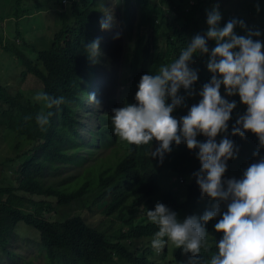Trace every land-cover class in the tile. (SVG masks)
Wrapping results in <instances>:
<instances>
[{
    "label": "trees",
    "instance_id": "trees-1",
    "mask_svg": "<svg viewBox=\"0 0 264 264\" xmlns=\"http://www.w3.org/2000/svg\"><path fill=\"white\" fill-rule=\"evenodd\" d=\"M21 2L13 1L14 18L28 11ZM69 3L56 16L60 26L52 37L24 42L28 30L20 32L16 28L4 44L0 38V49L11 55L5 76V70H0V74L4 79L10 75L12 80H18L15 93H11L8 82L0 79V106L4 107L0 108V142H8L14 153V158L0 163L2 171H11L0 177V263L3 256L14 261L13 244L18 231L24 228L37 234L26 242L38 250V256L46 264H189L190 254L174 245L168 244L159 252L151 247L158 228L148 221L147 210H154L159 202L175 211L178 220L182 218L180 221L204 215L195 175L201 169L199 149L189 150L185 142L179 146L173 143L162 162L153 159L150 152L159 147L158 143L137 147L121 141L114 134L112 110L135 103L144 74H153L160 65L171 63L195 35L207 32V13L214 6L219 7L220 27L232 19L242 20L248 29L259 30V39L264 42V0H70ZM109 3L116 10L127 46L125 80L121 78L126 74L119 72L117 79L114 69L119 43L110 46L96 63L89 60L85 50L87 44L100 37L98 15ZM241 31L247 34L239 26L235 29L237 35ZM16 36L24 41L15 44ZM162 40L164 45L160 47ZM208 47L211 52L215 41H208ZM12 56L16 62L11 61ZM193 60L190 67L197 71L198 79L187 99L188 91L181 89L178 93L184 98L183 105L173 112L178 120L199 103V92L212 77L207 68L209 54L195 55ZM29 76L39 82L41 91L63 96L66 103L47 109L34 101V92L20 90ZM101 84L99 110L93 112L86 108L87 94L94 93ZM120 84L125 86L123 91ZM228 101H235L236 108L225 135L238 151L237 158L227 162L225 181L237 178L236 172L246 160L250 162L247 147L258 149L259 156L253 158L254 162L264 158V148L259 146L255 135L250 132L243 138L231 135L236 120L245 111L238 95L228 96ZM41 111L53 113L44 128L36 122ZM90 119L94 122L85 125ZM221 139L218 135L216 142ZM197 140L204 143L207 137L200 134ZM113 149L100 156L104 150ZM145 174L152 177L151 188L141 176ZM177 178L185 183L177 186ZM74 205L86 208L91 215L100 214V221L93 224L87 222L85 215L65 214ZM140 206L144 207L141 211ZM224 211L226 208L204 225L207 232L213 230L214 234L209 235L210 250H202L197 258L201 264H206L217 251L215 243L222 234L215 231V224ZM138 213H144L145 218L139 219Z\"/></svg>",
    "mask_w": 264,
    "mask_h": 264
},
{
    "label": "clouds",
    "instance_id": "clouds-1",
    "mask_svg": "<svg viewBox=\"0 0 264 264\" xmlns=\"http://www.w3.org/2000/svg\"><path fill=\"white\" fill-rule=\"evenodd\" d=\"M61 3L65 5L67 0H61ZM220 21L217 5L207 13V32L195 35L171 63L160 65L153 74H144L138 84L135 103L114 108L111 123L114 134L129 145L139 147L157 142L159 147L151 150L150 155L161 162L165 154L171 152L173 143L179 146L185 142L189 150L199 149L197 158L201 169L195 175L205 213L200 218L189 216L180 221L182 218L178 220L175 211L158 202L154 210H147L148 221L158 228L151 240L154 250L159 252L171 244L184 254H190L189 264H201L197 259L201 257V251H209L212 247L209 231L204 225L220 216L226 208L215 224V231L222 234V238L215 243L217 251L206 264H264V158L257 162L252 159L250 163L251 157L247 153L250 162L246 160L236 172L237 178L225 181L227 162L235 158L238 149L227 136L216 142L219 134L227 133L228 122L236 108L235 101L229 102L222 96L223 86L227 96L238 95L247 109L236 120L231 135L243 138L250 132L264 148V42L259 39L260 31L248 29L242 20L232 19L223 27H220ZM238 26L247 34L237 35L235 29ZM97 30L100 37L85 47L93 63L122 37L117 14L109 9V5L98 15ZM210 40L215 41L211 52ZM205 54H209L207 68L212 73L211 80L199 92V103L192 105L187 115L178 120L173 112L184 103L178 93L184 89L191 94L198 74L190 65L194 63L195 55ZM102 86L87 94L86 108L93 112L99 110ZM169 99L171 103H168ZM33 100L41 102L47 109L59 108L66 103L63 96L56 97L43 91L37 92ZM51 115L50 111H41L36 116L37 124L44 128ZM88 129L83 128V131ZM200 134L207 137L206 142H198ZM254 155L259 156V152ZM141 176L150 188L154 186L149 174ZM178 181L177 186L184 183L181 178ZM138 216L142 220L145 218L144 213H138Z\"/></svg>",
    "mask_w": 264,
    "mask_h": 264
},
{
    "label": "rangeland",
    "instance_id": "rangeland-1",
    "mask_svg": "<svg viewBox=\"0 0 264 264\" xmlns=\"http://www.w3.org/2000/svg\"><path fill=\"white\" fill-rule=\"evenodd\" d=\"M14 0H0V38L2 39L3 44L6 42V40L12 38L11 35H14V31L16 28L21 32L23 29H27L28 31H25L26 34H24V39L15 37V44H20L22 41L24 42H32L34 39H42V38H50L54 34V32L59 28V19L56 18V16L59 15L61 12V9L67 8L70 4L67 0V3L65 5H62L61 0H22L20 5L22 8L27 9L28 11L21 14V16L17 19L14 18L11 15V11L13 6ZM60 3L58 5L57 3ZM109 9L114 13L116 10L113 8L112 4H108ZM55 6V8H53ZM219 8V7H218ZM55 9V10H54ZM234 10V9H233ZM229 16V15H226ZM59 17V16H58ZM17 23L15 25L14 23ZM243 35V32H240V36ZM246 35V34H244ZM119 49H118V55L116 57L117 65L115 66V70L117 71V79H119V72L125 73L126 76H122L121 80H125L127 78L126 68L124 66V55L127 52V46L125 45V41L122 37L119 38ZM2 44V45H3ZM163 40L159 43V46H163ZM13 57V56H12ZM11 58V55L0 49V70H5L4 76L6 74V67L8 66V60ZM13 62H16L14 57L12 58ZM125 71V72H124ZM0 79L2 82H8L7 88L11 93H15L16 83H18V80H12L11 76L9 75L6 79L3 78L0 74ZM1 82V83H2ZM113 84H110V87H112ZM125 86H128V82L125 83ZM125 86L122 84L119 85L120 90H124ZM20 90L23 91H31L32 93L36 94L37 92H40L42 90L39 82L32 76H29L24 83L20 86ZM113 91V88H111ZM222 96L226 100H228V96L225 93V90L223 86L221 87ZM189 93L186 95V99L188 98ZM2 105V104H1ZM1 108V106H0ZM2 108H4L2 106ZM1 108V109H2ZM244 111L246 112V106H243ZM94 121L92 119L88 120L85 125H90ZM221 138H224L226 135L225 133L219 134ZM1 138V134H0ZM113 150H104L100 156H106L109 153H111ZM258 152V149H251L250 147L247 149V153L250 155L251 159L256 157L254 153ZM14 158L13 151L9 148L8 142L5 140H1L0 142V163L6 159ZM107 158V157H106ZM105 158V159H106ZM237 157L235 156L234 160ZM259 160L257 158L256 162ZM233 161V160H232ZM237 161H235L236 163ZM10 170L2 171L0 169V177L1 174L10 173ZM185 183V180H184ZM176 184H179L178 178ZM211 200V199H210ZM212 201V200H211ZM215 203L214 201H212ZM142 207L139 209L141 210ZM65 214H69L71 216L74 215H85L86 220L88 223L97 224L100 219V214L91 215L86 211V208L79 207V206H72L71 209H67L65 211ZM209 235L214 234L213 230L209 231ZM36 237L37 234L33 233L32 231H29L27 229H20L17 233V236L15 238L14 244H13V255H14V261H11L12 258H6V256H3V260L0 264H46L45 261L38 256L39 252L34 248V246H29L26 242V239H31L33 237ZM167 239V238H165Z\"/></svg>",
    "mask_w": 264,
    "mask_h": 264
},
{
    "label": "bare ground",
    "instance_id": "bare-ground-1",
    "mask_svg": "<svg viewBox=\"0 0 264 264\" xmlns=\"http://www.w3.org/2000/svg\"><path fill=\"white\" fill-rule=\"evenodd\" d=\"M106 81V80H105ZM148 245H149V243H148ZM165 251V250H164ZM163 256H164V254H163ZM162 259H163V257H162ZM162 262H163V260H161ZM165 262V261H164Z\"/></svg>",
    "mask_w": 264,
    "mask_h": 264
}]
</instances>
